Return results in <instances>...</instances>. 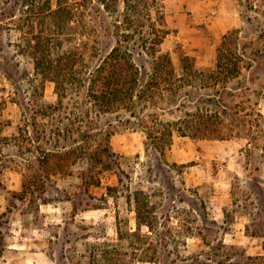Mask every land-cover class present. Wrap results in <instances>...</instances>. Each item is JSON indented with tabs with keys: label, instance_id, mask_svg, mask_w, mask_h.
Wrapping results in <instances>:
<instances>
[{
	"label": "rangeland",
	"instance_id": "obj_1",
	"mask_svg": "<svg viewBox=\"0 0 264 264\" xmlns=\"http://www.w3.org/2000/svg\"><path fill=\"white\" fill-rule=\"evenodd\" d=\"M232 1L247 22L245 32L228 36L239 61L237 76L213 85L207 69L204 77L186 75L177 83L179 93L169 83L155 85L153 97L137 98L136 116L92 113L86 121L90 139L71 155L73 147L56 151L57 127L86 106L69 96L61 109L25 121L24 106L34 113L42 104H58L56 84L36 74L27 42L51 34L50 49L74 60L75 73L88 72L122 46L141 69L139 89H149L153 57L144 38L152 40L163 30L158 49L171 54L180 75L187 66V43L171 36L181 28L167 16L183 6L192 11L182 0H0V11L11 4L18 14L31 11L28 21L0 22V213L11 191L21 190L24 174L39 175L40 162L31 153L38 144L49 170L64 168L43 186L42 181L35 185L49 203L38 197L12 213L0 264H134L155 247L160 250L161 232L171 237L172 250L181 251L165 264H219L230 257L234 264H264V0ZM61 4L68 9L45 16ZM38 53L41 57L43 49ZM217 56L207 65L191 60L212 67ZM198 110L206 119L212 115L224 138L185 136L175 129L165 153L149 145L151 127L160 135L162 123ZM30 134L36 141H28ZM74 136L66 142L74 143ZM82 149L90 154L82 156ZM96 174L99 185L91 178ZM139 190L153 206L154 232L146 225L138 230L133 196ZM135 231L139 235L132 236ZM114 247L121 259L101 257ZM93 252L100 260L93 262Z\"/></svg>",
	"mask_w": 264,
	"mask_h": 264
},
{
	"label": "trees",
	"instance_id": "obj_2",
	"mask_svg": "<svg viewBox=\"0 0 264 264\" xmlns=\"http://www.w3.org/2000/svg\"><path fill=\"white\" fill-rule=\"evenodd\" d=\"M66 9H68V7H64L63 4H61L57 9H48V13L45 14V16H56ZM29 13H31V11L22 10L18 14L15 9V4H11L0 11V22L9 21L14 23L21 19L28 21L30 16ZM24 16H27V18ZM162 20L164 23L166 22L165 16H162ZM18 28H22V26H18ZM162 31L163 30L154 32L155 37L152 38V40H150L149 37L144 38L143 46L148 49V52L153 57L152 77L150 80V83L153 85L149 89H139L142 73L141 69L136 64L130 51H123L122 46H115L88 72L75 73V70L73 71V69H75L74 60H71L65 52L61 53L50 49L51 47L49 44L52 39L51 34L47 36H38L34 44L32 41H28L25 47L27 49H33L34 51L35 56H33V59L35 63V72L37 75H41L44 79L55 82L58 93V104L56 106L53 104H42L34 113L31 112L29 106H24L25 121L30 118L35 119V117H38L40 114L46 115L47 113H52L53 111L51 110L55 107L61 109L62 106L64 107L66 98L69 96L75 98L76 96V99L78 100L77 103L79 104L81 100L86 108L83 109L82 112L79 111L80 115L76 118L67 116V119H69L68 122L60 120L62 125L57 127L59 132L56 136L60 143L55 144L56 147H58L57 149H59L56 151H66L68 147H73L67 152L72 155V151L79 148L77 145L80 142H86L90 139L91 133L89 129H86V121H88V118L92 113L103 115L107 113L129 111L131 112V116H136L135 104L137 98H144V95L148 98L153 97V87L155 85H160L162 81L169 83V88L174 90L175 93H179L180 85H177V83L185 79L184 77H186V75L195 77L201 75L204 77V75H206L205 73L209 70V77L213 85L227 83L230 77L238 75L240 71L239 61L236 52L231 46L233 41L228 39L230 33L224 36L222 44L218 48L217 63L215 66H198L193 62L194 60H191L193 58H190V56L187 55V66L184 67L183 73L178 75L171 54L169 52L160 53V50L158 49V45L163 40L164 34H161ZM45 43L49 45V48L43 47ZM41 49H43V55L41 57L38 55L36 56V53H40ZM191 72L193 74H191ZM21 105L23 104L21 103ZM207 116L209 117V115ZM211 116L206 119L204 112L201 110H198L195 113L186 112L184 117L174 120V122L162 123L160 130L157 131L160 132V135H155L154 129L151 127L147 132V137L153 142L149 143V145L152 144L157 150L165 153L167 146L172 143V136L175 129L185 136L191 135L193 137L224 138L223 129L218 125L219 123H217L214 118H211ZM47 130L50 132L52 131V128H45V131ZM75 134L78 136L75 137ZM73 136L74 143H67L66 141ZM48 137L49 141L52 137ZM37 138L38 136H36V134H30L28 141L32 143L36 141ZM41 147L42 145L38 144L35 147L36 150L31 152L40 162V166L36 170L39 172V175L24 174L21 190L11 191L7 208L4 212L0 213V255L4 253L7 246L6 234L10 229V217L12 213L20 206L35 201L38 197L40 198V203H49L48 196H45L47 194H43L42 191L37 193L35 185L42 181L43 186L47 178L51 179L50 177L52 174L56 175L60 170L64 171V168H59V170H49V158L47 155L43 157L38 154ZM96 151L97 150H95V152ZM80 153H82V156L90 154V152H85L83 149ZM0 172H3V167ZM91 178L97 185L101 183L99 175H92ZM52 181L54 182V180ZM109 187L111 189L113 188V186ZM39 190L42 189L40 188ZM145 194L146 193L143 190H139L133 196L135 200V210L137 212L138 230H141V228L146 225L152 232H154L157 227L153 215L154 210L151 202L149 203L145 201ZM120 231L121 230L119 229V236L122 238L123 234ZM162 233L164 232H161L163 240L161 242L160 250L158 251L157 247H155L151 255L147 254L148 256L137 258L134 264H165L167 257L170 262L180 258L181 251L172 250L170 247L171 237L168 235H165L164 237L163 235L165 233ZM135 235H139V232H132V236ZM109 249L104 251L103 254L101 252V257L106 258L107 260L109 258L112 261L115 259H121L115 257V251L119 249L118 247ZM138 250L139 249L135 248L133 252L137 254V252H139ZM144 250L145 249H143V251ZM162 254L164 256H161ZM91 257L93 258V262L100 260L99 254L96 252H93ZM250 258L251 256H248V259ZM261 258L264 259L263 256ZM226 261L227 264L235 263L233 262L232 257L228 258V260L220 259L218 263L226 264ZM199 262L201 261L198 260V263Z\"/></svg>",
	"mask_w": 264,
	"mask_h": 264
},
{
	"label": "crops",
	"instance_id": "obj_3",
	"mask_svg": "<svg viewBox=\"0 0 264 264\" xmlns=\"http://www.w3.org/2000/svg\"><path fill=\"white\" fill-rule=\"evenodd\" d=\"M192 14L186 13L185 7L179 8L176 15L167 19L180 27L179 34H172L176 39L187 43V55L196 58L198 63L209 64L215 59L219 46L226 34L233 30L245 32L247 22L232 0H182ZM175 16L178 18L176 19ZM172 25H169V27ZM254 35V32H252ZM264 109V101L260 104Z\"/></svg>",
	"mask_w": 264,
	"mask_h": 264
}]
</instances>
